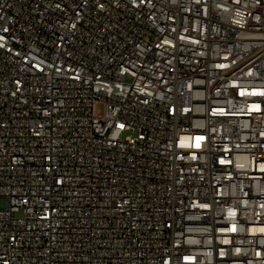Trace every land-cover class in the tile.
<instances>
[{
  "label": "built area",
  "instance_id": "built-area-1",
  "mask_svg": "<svg viewBox=\"0 0 264 264\" xmlns=\"http://www.w3.org/2000/svg\"><path fill=\"white\" fill-rule=\"evenodd\" d=\"M0 264H264V0H0Z\"/></svg>",
  "mask_w": 264,
  "mask_h": 264
},
{
  "label": "rangeland",
  "instance_id": "rangeland-1",
  "mask_svg": "<svg viewBox=\"0 0 264 264\" xmlns=\"http://www.w3.org/2000/svg\"><path fill=\"white\" fill-rule=\"evenodd\" d=\"M104 105L101 103V104H98L97 107H96V114L97 116H103L104 115Z\"/></svg>",
  "mask_w": 264,
  "mask_h": 264
},
{
  "label": "snow or ice",
  "instance_id": "snow-or-ice-1",
  "mask_svg": "<svg viewBox=\"0 0 264 264\" xmlns=\"http://www.w3.org/2000/svg\"><path fill=\"white\" fill-rule=\"evenodd\" d=\"M121 127H123V126L121 125Z\"/></svg>",
  "mask_w": 264,
  "mask_h": 264
}]
</instances>
